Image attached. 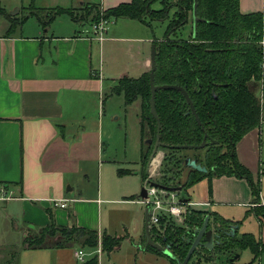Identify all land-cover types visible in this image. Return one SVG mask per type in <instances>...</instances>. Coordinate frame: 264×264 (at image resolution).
<instances>
[{"label":"trees","instance_id":"trees-1","mask_svg":"<svg viewBox=\"0 0 264 264\" xmlns=\"http://www.w3.org/2000/svg\"><path fill=\"white\" fill-rule=\"evenodd\" d=\"M156 1L130 0L110 7H102L97 2H84L78 7L59 6L53 9L68 10L79 22L98 21L112 15L136 18L150 25L154 21L168 19L163 36L153 41L156 48L154 82L182 85L189 93L202 123L197 120L181 89L168 87L156 90L155 106L161 122L162 145L161 162L154 181L187 188L207 178L210 194L215 176L235 175L250 181L256 194L253 202L258 203L259 181H254L251 170L239 159L237 143L263 120L264 12H244L240 0H197L199 18L194 30V0H160V7L154 6ZM4 11L5 8L0 5V13ZM27 16L24 14L20 21ZM17 22L13 20L11 27ZM187 23L191 24V30L184 37L179 34V30ZM150 70L151 67L137 76H120L107 92L122 93L126 105L137 98L141 100L143 169L140 173L143 181L150 174L146 166L158 128L157 118L151 111ZM206 133L207 143L204 146H183L201 144ZM148 138H152L153 142H148ZM187 157L196 159L207 170L188 165ZM131 171L122 167L118 169L120 174ZM259 207L264 208V205H254L256 209ZM207 214H210L209 228L217 233L214 248L199 245L188 264H237L236 256L246 248L252 250L254 261L260 258L264 251L262 240L252 232L237 237L240 222L225 218L216 210L191 208L184 225L169 223L162 236L151 233L152 237L155 241L170 245L171 251L184 259L195 238V230L203 224ZM50 217V222L45 226L27 229L22 245L17 250L67 248L71 243L84 249L95 248L101 243L102 250L110 252L121 243L122 236L103 232L100 237L94 229L76 224H58L52 211ZM148 249L160 252L153 247ZM171 260L177 264L176 260ZM75 264H99V258L98 255H89L85 261Z\"/></svg>","mask_w":264,"mask_h":264},{"label":"crops","instance_id":"crops-1","mask_svg":"<svg viewBox=\"0 0 264 264\" xmlns=\"http://www.w3.org/2000/svg\"><path fill=\"white\" fill-rule=\"evenodd\" d=\"M67 1L78 6L96 2L62 0L64 4ZM123 1L130 0L119 3ZM98 2L107 7L106 0ZM240 7L244 12H264V0H240ZM7 13L20 16L22 7L15 12L5 9L0 13V18L6 19L1 22L6 29L0 31V184L12 191L10 198H0L8 203L4 205L7 210L0 216L1 259L6 257L1 251L6 246L20 249L27 229L48 224L51 211L60 225L76 224L100 233L99 229L103 227L101 202L128 200L142 203L140 197L125 198L127 195L117 184L122 175L118 172L119 164L124 159H118L110 148L113 125L108 121L110 111L105 107L103 95H113L107 93L116 84L106 82L105 77L109 74H118V80L124 74L130 75L131 70L142 73L151 67L152 49L149 51L144 44L134 58L130 56V61L127 56L125 62L116 56L114 53L119 52L113 51L111 40L116 36L112 33L117 28H140V24L153 27L156 23L150 25L136 18L120 17L124 23H113L109 27L113 28L112 33L108 34V29L105 38L99 40L91 31L55 33L38 24L35 28L40 29L26 33L21 29L25 22H17L11 27L13 21ZM163 34L153 33L152 46L154 39ZM109 51L114 52L110 55V63L119 68L113 67L114 71L105 65ZM106 86H109L108 90ZM257 127L238 141L237 152L240 142L252 135L248 154L256 156L254 134L257 135ZM238 157L245 165L255 160L243 157L239 152ZM94 167L97 173H94ZM89 176L97 181V185L95 190L85 194L84 179ZM104 177L105 187L102 186ZM218 177L236 176H215L213 181ZM215 193L212 190L210 194L208 192L210 197L205 198L212 202L210 210ZM53 198H66L67 205H55ZM249 204L264 205V200L260 198L258 203L250 201ZM137 221L135 218L136 225ZM140 223L139 217V225H142ZM144 224L145 217V236ZM65 249H22L21 258L24 256L26 263L21 264H75V253L70 258L64 253Z\"/></svg>","mask_w":264,"mask_h":264},{"label":"rangeland","instance_id":"rangeland-1","mask_svg":"<svg viewBox=\"0 0 264 264\" xmlns=\"http://www.w3.org/2000/svg\"><path fill=\"white\" fill-rule=\"evenodd\" d=\"M103 2V0H95ZM120 0H106L105 5L110 7L116 5ZM116 3V4H115ZM74 2H68L64 4L62 0H0V5L8 12H15L17 8L22 7L23 14L20 16H11L12 21L17 20L20 22L24 14H28L26 20H23V28L26 33H32L36 29V24L43 27V29H49L55 33H70L74 30H80L82 32L92 31V22H79L75 20L68 10L53 9L54 7L72 8L78 7L72 6ZM155 7L162 6L160 0L154 3ZM26 7V8H25ZM33 9L32 11H28ZM173 10L171 11V13ZM20 13V12H19ZM18 13H15L17 15ZM108 22L109 33H112L113 28H109L113 23L118 21V24L124 23L123 19L116 16H110ZM2 20L6 22L4 17L0 18V31L5 30L3 28ZM138 22V21H136ZM153 27L148 25L140 24V28H117L112 34L116 37L111 40L114 52H108L106 56V67H110L112 70L115 67L114 63H110V55L114 53L120 59L130 61V56L133 58L137 52L142 49V46L152 49L153 33L161 36L165 29L168 19L155 21ZM191 24L187 23L184 28L179 30L181 36L186 37L191 30ZM108 31V30H107ZM106 31V33H107ZM105 33V34H106ZM134 65V64H133ZM119 69L118 67H115ZM134 68V67H133ZM114 71V70H113ZM109 73V72H108ZM130 75H140V71L131 70ZM135 73V74H134ZM109 74L105 77L106 82L117 83L118 74ZM109 86L105 89L108 90ZM105 99V107L110 111L108 113V121L113 125V142H111L110 148L116 153L118 159H124L120 161V167H130L132 173L120 175L117 184L123 188L125 198L133 196L134 198H141V190L145 185L142 174L137 172L143 169L141 162V126H140V98L135 99L131 104H125V97L122 93H114L109 97L103 95ZM263 102V120L257 127V135L254 134V142L256 141L257 151L256 156L248 154L249 148L252 146L249 141L252 135H249L246 141L240 142L238 152L243 157H248L254 160L252 164H247L251 170L252 178L255 182L259 181L260 196L262 201L264 200V101ZM116 125V126H115ZM120 125V127H118ZM106 123L104 125V129ZM256 138V139H255ZM250 142V143H249ZM253 143V142H252ZM251 145V146H249ZM237 152V154H238ZM161 157V153L159 154ZM158 158V157H157ZM154 161V165L151 167V174L153 177L156 176L159 162ZM96 168L98 164L96 163ZM94 167V173H97ZM91 176L84 179L85 182V194L90 193L96 189L97 181L92 179ZM87 183V184H86ZM105 177L103 178L102 186L105 187ZM212 190L215 193V202L211 207V210L218 211L221 216L240 222L238 228L237 237L246 232H252L257 235L264 243V208H254L249 203L253 201L256 194L253 191L252 185L247 178L243 177H218L216 181L212 182ZM180 194L183 196L190 197L194 200L205 199L210 197L208 195V179L203 178L193 185L180 189ZM132 198V197H130ZM212 198V197H211ZM102 204V218L103 227L99 229L100 237L102 233L107 230L111 234H117L122 236L120 245L113 251L107 252L101 250L98 251L99 245L95 248L86 247L83 250L90 255H98L99 264H173L171 258L163 253H160L153 249H145L144 234H143V223L145 217L146 206L143 203H135L132 201H120V202H101ZM4 205H8L6 201H0V216L3 214L6 208ZM11 208V207H10ZM17 208V207H15ZM209 209L210 207H203ZM4 209V210H3ZM12 209V208H11ZM263 209V210H261ZM139 217L141 218L142 225H139ZM135 218H138L137 225L135 224ZM12 224V222H11ZM14 229V224L12 225ZM129 235H126V233ZM139 233L141 237H139ZM141 245V247H139ZM101 246V245H100ZM55 248H52V250ZM81 249L77 244H72L64 250V253L68 257H74L75 251ZM102 249V246H101ZM6 254V257L1 259L0 264H21L23 261L26 263V258L22 256L21 252L16 247L6 246L2 249ZM237 254V253H236ZM239 256L236 259L237 264H264V251L261 253L260 258L254 261V255L250 248H246L240 251ZM16 255V258H15ZM89 256V255H88ZM15 258V259H14ZM9 260V261H8Z\"/></svg>","mask_w":264,"mask_h":264},{"label":"built area","instance_id":"built-area-1","mask_svg":"<svg viewBox=\"0 0 264 264\" xmlns=\"http://www.w3.org/2000/svg\"><path fill=\"white\" fill-rule=\"evenodd\" d=\"M109 18V17H108ZM108 18H101L98 21H93L92 24V34L99 40H103L105 38V33L108 30ZM264 42V40H263ZM261 98L264 101V90H261ZM161 157L159 162L156 164L158 167L160 166ZM154 165V162L153 164ZM151 165V167H152ZM151 169V168H150ZM158 170V169H157ZM149 177L144 180L145 187L147 189V195L141 196L139 199L146 208L149 210V222L151 233L156 236H162L165 230V227L169 223H174L176 225H184L187 214L191 208H203L210 207L212 204L210 199H201L194 200L190 197H186L180 194V190L176 189H168L158 185L153 184L154 177L151 174V170ZM12 191L8 190L4 185L0 184V198H10ZM53 202L55 205L66 206L67 199L66 198H53ZM101 243H99L100 252ZM90 255L86 253L83 248L77 250L75 252V257L77 261L83 262Z\"/></svg>","mask_w":264,"mask_h":264},{"label":"water","instance_id":"water-1","mask_svg":"<svg viewBox=\"0 0 264 264\" xmlns=\"http://www.w3.org/2000/svg\"><path fill=\"white\" fill-rule=\"evenodd\" d=\"M197 4H198V1L197 0H194V3H193V24H194V30H195V27H196V22H197V19L199 18L198 15H197ZM149 64L151 66V70H150V82H151V111L152 113L156 116L157 118V121H158V128H157V137H156V140L154 141V145H153V149H152V152L150 154V158L148 160V163H147V171L150 170L151 168V165L153 164L154 162V159L160 154V146L162 145L161 144V141H160V128H161V122H160V118H159V115L156 111V106H155V93H156V90L159 89V88H168V87H173V88H178V89H181L185 95L187 96V99L189 100L194 112H195V115L197 117V120L201 122V119H200V116L194 106V103L189 95V93L187 92V90L180 84H176V83H163V84H156L154 82V71L156 69V48H155V44H153L152 46V52H151V59L149 61ZM206 137H207V133L205 135V139L203 140V142L201 144H185L183 145L184 147H200V146H204L207 142H206ZM148 142H153V139L152 138H148L147 139ZM186 162L188 165L194 167V168H197L199 170H207V167L205 165H202L200 162H197L196 159L194 158H191V157H187L186 158ZM153 184L155 185H158V186H161V187H164V188H168V189H176V190H180L182 189V185H178V186H167V185H164V184H161L157 181H153L152 182ZM141 195L142 196H145L147 195V189L145 186H143L142 190H141ZM209 221H210V214H207L203 224L197 228L195 230V238L192 242V245L186 255V257L184 259H181L179 258L178 256H176L170 249V245H165V244H162L158 241H155L152 237V234H151V229H150V222H149V210L148 208H146V211H145V224H144V227H145V236H144V239H145V243H144V247L145 249H147L148 247H153L157 250H159L160 252H162L163 254H165L166 256H168L169 258L171 259H174L176 260L177 264H188L190 262V259L194 253V251L196 250V248L199 246V245H203L209 249H213L214 248V244H215V235H214V231L212 228H209ZM238 225L235 226V228H237ZM239 255H237L236 257H238Z\"/></svg>","mask_w":264,"mask_h":264},{"label":"bare ground","instance_id":"bare-ground-1","mask_svg":"<svg viewBox=\"0 0 264 264\" xmlns=\"http://www.w3.org/2000/svg\"><path fill=\"white\" fill-rule=\"evenodd\" d=\"M157 157H158V158H160V156H159V155H158ZM157 157L154 159V161H155V160H158V158H157Z\"/></svg>","mask_w":264,"mask_h":264},{"label":"flooded vegetation","instance_id":"flooded-vegetation-1","mask_svg":"<svg viewBox=\"0 0 264 264\" xmlns=\"http://www.w3.org/2000/svg\"><path fill=\"white\" fill-rule=\"evenodd\" d=\"M214 235L216 236V235H217V233H215V232H214Z\"/></svg>","mask_w":264,"mask_h":264}]
</instances>
